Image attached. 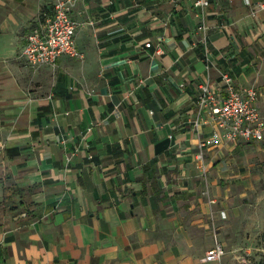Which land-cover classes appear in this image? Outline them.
I'll return each mask as SVG.
<instances>
[{
	"label": "crops",
	"instance_id": "obj_1",
	"mask_svg": "<svg viewBox=\"0 0 264 264\" xmlns=\"http://www.w3.org/2000/svg\"><path fill=\"white\" fill-rule=\"evenodd\" d=\"M51 9L0 0V264H199L264 139L225 138L197 95L227 73L264 118V0H79L83 58L32 68Z\"/></svg>",
	"mask_w": 264,
	"mask_h": 264
},
{
	"label": "built area",
	"instance_id": "obj_2",
	"mask_svg": "<svg viewBox=\"0 0 264 264\" xmlns=\"http://www.w3.org/2000/svg\"><path fill=\"white\" fill-rule=\"evenodd\" d=\"M79 0H51L52 9L45 13L43 21L35 26L26 36V43L21 56L32 68L44 65L54 66L62 56L81 59L83 53L77 45V30L80 23L72 15V9ZM212 0H194L195 6H209ZM151 42L146 46L150 47ZM157 53L162 52L157 46ZM228 89V96L219 97L212 85H200L197 95L199 112L208 110L223 130V136L229 140L262 141L264 139V118L257 105V92L254 88L246 90L245 94L235 90L234 79L227 73L222 75ZM199 120L196 121V125ZM202 160L199 168L206 172L203 162V151L198 154ZM225 253L224 245L217 238L215 244L201 258L204 263L219 260Z\"/></svg>",
	"mask_w": 264,
	"mask_h": 264
},
{
	"label": "rangeland",
	"instance_id": "obj_3",
	"mask_svg": "<svg viewBox=\"0 0 264 264\" xmlns=\"http://www.w3.org/2000/svg\"><path fill=\"white\" fill-rule=\"evenodd\" d=\"M219 214V240L225 253L217 261L199 264H257L264 256V162L256 183L237 200L233 213Z\"/></svg>",
	"mask_w": 264,
	"mask_h": 264
},
{
	"label": "trees",
	"instance_id": "obj_4",
	"mask_svg": "<svg viewBox=\"0 0 264 264\" xmlns=\"http://www.w3.org/2000/svg\"><path fill=\"white\" fill-rule=\"evenodd\" d=\"M261 240H262V242L264 244V232L261 234ZM257 264H264V256Z\"/></svg>",
	"mask_w": 264,
	"mask_h": 264
}]
</instances>
